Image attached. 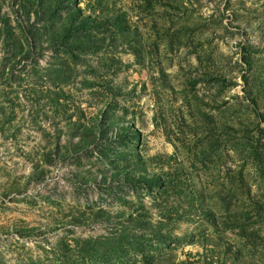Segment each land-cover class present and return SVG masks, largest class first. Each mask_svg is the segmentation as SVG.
<instances>
[{"label":"rangeland","instance_id":"374dc122","mask_svg":"<svg viewBox=\"0 0 264 264\" xmlns=\"http://www.w3.org/2000/svg\"><path fill=\"white\" fill-rule=\"evenodd\" d=\"M0 264H264V0H0Z\"/></svg>","mask_w":264,"mask_h":264}]
</instances>
